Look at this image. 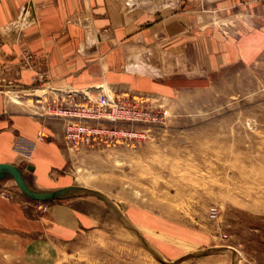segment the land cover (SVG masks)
Masks as SVG:
<instances>
[{
  "label": "rangeland",
  "instance_id": "rangeland-1",
  "mask_svg": "<svg viewBox=\"0 0 264 264\" xmlns=\"http://www.w3.org/2000/svg\"><path fill=\"white\" fill-rule=\"evenodd\" d=\"M220 19H211L208 37L195 31L193 55L161 58L167 72L156 80L119 68L113 82L86 88L0 89L48 118L43 142H58L65 157L58 175L101 192L120 211L86 194L106 215L67 244L74 261L264 264V37L254 38L264 36V25L253 26V45L236 51L235 36L252 27ZM104 88L122 105V119L68 142L66 124L86 113L83 96ZM59 109L66 115H56ZM5 192L0 197L11 198ZM0 264L27 263L17 250L0 248Z\"/></svg>",
  "mask_w": 264,
  "mask_h": 264
},
{
  "label": "crops",
  "instance_id": "crops-1",
  "mask_svg": "<svg viewBox=\"0 0 264 264\" xmlns=\"http://www.w3.org/2000/svg\"><path fill=\"white\" fill-rule=\"evenodd\" d=\"M211 19L252 27L233 43L236 51L249 47L253 26L264 25V0H0V89L86 88L113 82L119 68L156 80L167 72L161 58L193 55L195 31L208 37ZM48 123L0 92V163L52 191L76 184L58 175L65 166L59 143L38 140ZM13 182L0 181L11 197H0V248L17 250L27 264H82L65 247L101 224L106 207L87 195L35 201Z\"/></svg>",
  "mask_w": 264,
  "mask_h": 264
},
{
  "label": "built area",
  "instance_id": "built-area-1",
  "mask_svg": "<svg viewBox=\"0 0 264 264\" xmlns=\"http://www.w3.org/2000/svg\"><path fill=\"white\" fill-rule=\"evenodd\" d=\"M83 99L84 103L79 106L84 108L86 113L84 115L75 114L77 118L79 117L78 121L68 122V124H66V139L68 142L75 145L84 139L99 135L101 133L99 130L101 122L117 123L122 119L123 115V107L112 92L110 94L102 90V92L96 96L85 93ZM56 115L63 116L66 115V113L63 112V109H59ZM81 117L84 118L82 119ZM38 139L39 141H45L46 133L40 131Z\"/></svg>",
  "mask_w": 264,
  "mask_h": 264
},
{
  "label": "water",
  "instance_id": "water-1",
  "mask_svg": "<svg viewBox=\"0 0 264 264\" xmlns=\"http://www.w3.org/2000/svg\"><path fill=\"white\" fill-rule=\"evenodd\" d=\"M9 179L13 180L25 195L35 201L50 202L70 198L76 195L94 194L97 198L103 200L107 205L112 207L117 213H120L116 206L108 201L101 192L97 190L88 189L81 185H71L52 191L39 190L31 185L20 167L14 164L0 163V181Z\"/></svg>",
  "mask_w": 264,
  "mask_h": 264
},
{
  "label": "bare ground",
  "instance_id": "bare-ground-1",
  "mask_svg": "<svg viewBox=\"0 0 264 264\" xmlns=\"http://www.w3.org/2000/svg\"><path fill=\"white\" fill-rule=\"evenodd\" d=\"M99 87V86H98ZM103 87V86H102ZM69 88H71V87H69ZM104 90L107 92V93H110L111 94V89L110 88H104ZM75 91H78L77 89L75 90H71L70 92H75ZM17 94V93H16ZM19 97V96H18ZM17 100V99H16ZM18 101V100H17Z\"/></svg>",
  "mask_w": 264,
  "mask_h": 264
}]
</instances>
